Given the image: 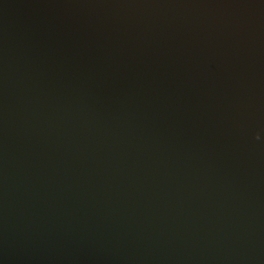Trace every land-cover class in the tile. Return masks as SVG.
<instances>
[{
    "label": "water",
    "instance_id": "water-1",
    "mask_svg": "<svg viewBox=\"0 0 264 264\" xmlns=\"http://www.w3.org/2000/svg\"><path fill=\"white\" fill-rule=\"evenodd\" d=\"M0 264H264V0H0Z\"/></svg>",
    "mask_w": 264,
    "mask_h": 264
}]
</instances>
